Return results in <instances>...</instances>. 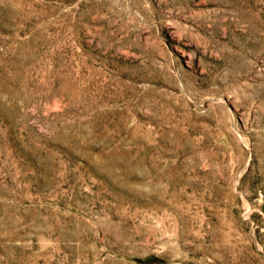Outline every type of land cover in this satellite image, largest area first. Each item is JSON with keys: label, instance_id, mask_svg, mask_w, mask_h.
Masks as SVG:
<instances>
[{"label": "rangeland", "instance_id": "374dc122", "mask_svg": "<svg viewBox=\"0 0 264 264\" xmlns=\"http://www.w3.org/2000/svg\"><path fill=\"white\" fill-rule=\"evenodd\" d=\"M0 264H264V0H0Z\"/></svg>", "mask_w": 264, "mask_h": 264}]
</instances>
